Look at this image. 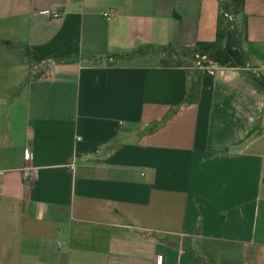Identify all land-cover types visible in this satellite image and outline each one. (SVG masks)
<instances>
[{
	"label": "crops",
	"instance_id": "crops-1",
	"mask_svg": "<svg viewBox=\"0 0 264 264\" xmlns=\"http://www.w3.org/2000/svg\"><path fill=\"white\" fill-rule=\"evenodd\" d=\"M245 14L264 74V0ZM218 15L0 0V264H264V93L207 68L183 104L198 72L161 66L163 47L214 42Z\"/></svg>",
	"mask_w": 264,
	"mask_h": 264
},
{
	"label": "trees",
	"instance_id": "trees-1",
	"mask_svg": "<svg viewBox=\"0 0 264 264\" xmlns=\"http://www.w3.org/2000/svg\"><path fill=\"white\" fill-rule=\"evenodd\" d=\"M219 15L217 36L214 42H199L193 48L163 47L161 59L163 68L194 69L199 76L189 81L183 104H193L198 101L201 88V71L219 66L239 70L246 81L257 91L264 93V74L250 69V59L244 50L248 41V17L245 14L246 0H218ZM138 53V52H136ZM167 118L153 131L164 124Z\"/></svg>",
	"mask_w": 264,
	"mask_h": 264
},
{
	"label": "built area",
	"instance_id": "built-area-1",
	"mask_svg": "<svg viewBox=\"0 0 264 264\" xmlns=\"http://www.w3.org/2000/svg\"><path fill=\"white\" fill-rule=\"evenodd\" d=\"M44 13L46 14V15H49L50 17H52V18H59L60 17V13H58V12H55V11H50V10H46V11H44ZM106 18H110V14L109 13H106L105 15H104ZM209 68H218V69H220L221 70V73H223V70L224 69H226V68H223V67H219V66H214V65H212L211 67H209ZM207 69V68H206ZM26 159H28V154L26 155ZM33 178H34V176H33V173H32V171H27L26 172V174H25V182L28 184V183H31L32 181H33ZM157 264H162V261H161V259H159L158 261H157Z\"/></svg>",
	"mask_w": 264,
	"mask_h": 264
}]
</instances>
